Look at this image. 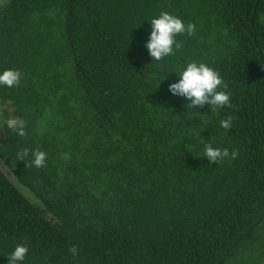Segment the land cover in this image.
Masks as SVG:
<instances>
[{"label":"trees","instance_id":"1","mask_svg":"<svg viewBox=\"0 0 264 264\" xmlns=\"http://www.w3.org/2000/svg\"><path fill=\"white\" fill-rule=\"evenodd\" d=\"M3 2L0 74L21 80L0 107L27 135L0 117V264L18 244L17 264H264V0ZM162 12L196 27L153 61ZM191 62L231 106L169 92ZM208 144L238 155L209 164Z\"/></svg>","mask_w":264,"mask_h":264},{"label":"clouds","instance_id":"2","mask_svg":"<svg viewBox=\"0 0 264 264\" xmlns=\"http://www.w3.org/2000/svg\"><path fill=\"white\" fill-rule=\"evenodd\" d=\"M151 35L145 45L150 57L153 61H160L173 53V46L179 48L181 45L176 43L175 37L179 34L187 32L189 35L194 34L195 25L184 22L167 12H162L158 18L152 19ZM178 76L180 77L177 83L169 85V92L175 96L186 98L190 103L187 105L189 110L197 106L203 107L210 105L212 108H220L231 106L230 94L226 90L227 85L224 83L218 71L210 68L204 63L197 64L196 62L188 63L186 68L182 70ZM21 73L18 70H5L0 74V86L8 88L19 86ZM233 117L229 116L220 121V127L230 130L232 127ZM6 127L18 136L24 137L26 133V121L19 118H8L4 121ZM28 155V150H25L23 156ZM238 153L233 151L229 153L228 149L213 148L210 144L205 146V158L209 164H217L225 158L231 157L235 159ZM33 160L31 165L36 168L46 166L47 154L43 151L36 150L32 153ZM28 166V165H27ZM70 253L75 257L78 253L76 246L69 249ZM28 253V248L24 245H17L15 250L8 257V264H17L22 262Z\"/></svg>","mask_w":264,"mask_h":264},{"label":"rangeland","instance_id":"3","mask_svg":"<svg viewBox=\"0 0 264 264\" xmlns=\"http://www.w3.org/2000/svg\"><path fill=\"white\" fill-rule=\"evenodd\" d=\"M2 3H4L3 0H0V4H2ZM2 116L4 117V114H3V111H2V109L0 107V117H2ZM4 120H5V117H4ZM1 121H2V119L0 120V123H1Z\"/></svg>","mask_w":264,"mask_h":264},{"label":"water","instance_id":"4","mask_svg":"<svg viewBox=\"0 0 264 264\" xmlns=\"http://www.w3.org/2000/svg\"><path fill=\"white\" fill-rule=\"evenodd\" d=\"M0 169H2L1 165H0Z\"/></svg>","mask_w":264,"mask_h":264}]
</instances>
